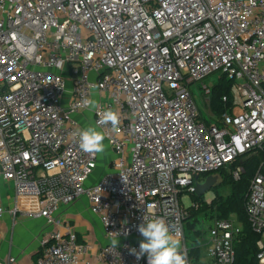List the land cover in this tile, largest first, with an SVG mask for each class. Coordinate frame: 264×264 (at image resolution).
<instances>
[{
    "label": "built area",
    "instance_id": "2783aa9c",
    "mask_svg": "<svg viewBox=\"0 0 264 264\" xmlns=\"http://www.w3.org/2000/svg\"><path fill=\"white\" fill-rule=\"evenodd\" d=\"M214 75L233 81L231 107L219 118L211 107L219 83H206ZM85 98L98 109L85 108ZM108 109L119 115L115 129L98 123ZM90 113L115 156L97 180L100 153L79 147L77 117ZM261 153L264 0H0V197L2 182H12L10 212L45 220L36 264H89L93 255L104 264H148L147 254L131 252L144 239L137 230L144 215L179 234L187 264L200 262L204 247L209 264H236L244 224L236 214L205 219L211 226L204 235L196 227L197 242L187 221L199 205L186 206L184 196L210 175L220 182L222 169L235 166L240 180L248 156L261 160L245 211L264 264ZM82 198L107 243L80 241L59 218ZM5 212L0 204V219Z\"/></svg>",
    "mask_w": 264,
    "mask_h": 264
},
{
    "label": "crops",
    "instance_id": "0c3cea01",
    "mask_svg": "<svg viewBox=\"0 0 264 264\" xmlns=\"http://www.w3.org/2000/svg\"><path fill=\"white\" fill-rule=\"evenodd\" d=\"M105 147L108 154L112 153L107 144ZM102 156L103 154L100 153V158ZM2 183L0 204L6 208V212L0 219V264L7 262L11 256L16 257L18 264H36V255L47 238L48 228L45 226V220L14 215L10 212L15 200L14 186L10 181ZM59 218L72 227L80 241L100 245L107 243L101 221L91 211L86 198L65 207ZM60 228L66 232L64 227ZM89 264L104 263L97 255H93L89 258Z\"/></svg>",
    "mask_w": 264,
    "mask_h": 264
},
{
    "label": "trees",
    "instance_id": "16d2710c",
    "mask_svg": "<svg viewBox=\"0 0 264 264\" xmlns=\"http://www.w3.org/2000/svg\"><path fill=\"white\" fill-rule=\"evenodd\" d=\"M232 88L233 81L230 80H223V82L213 88V93L211 95V107L213 114L216 117H221L222 113L225 112L227 108L231 107L233 99ZM223 95H226L229 98V102L227 104H224L222 101ZM261 154L262 157H264V153ZM260 161L261 160L259 157L248 156L243 161L246 172L241 176L240 180L237 181L234 180L231 175V170L235 166L230 169V173H228L226 169H222L217 172V175H219L220 178V185H230L232 192L228 197L221 196L217 193L210 203L211 207H213V210L209 209L210 206L204 205L206 200L203 195L199 196L196 193L191 194V199L199 205L198 208L191 207V216L187 221L188 234H190L195 239V241H199L197 238L201 236V232H194L197 226H195L190 231L189 225L192 226L195 223V221L192 219L196 217V215L200 217V215L203 214L207 217L205 219H222L229 218L232 214H236L238 219L244 224V232L241 240L236 243V264H257L256 253L257 240L259 239V236L253 232L250 223L248 222L245 211V200L249 191L250 180L256 173ZM41 252L42 248L37 253L36 260L41 255ZM200 254V250H195L193 252V258L197 260Z\"/></svg>",
    "mask_w": 264,
    "mask_h": 264
},
{
    "label": "clouds",
    "instance_id": "9594fccd",
    "mask_svg": "<svg viewBox=\"0 0 264 264\" xmlns=\"http://www.w3.org/2000/svg\"><path fill=\"white\" fill-rule=\"evenodd\" d=\"M85 108L95 111L98 109V101L94 98H85L82 101ZM119 115L111 110H105L100 114V125H111L117 128ZM79 147L86 153H103L105 136L97 126H86L79 133ZM144 222L137 226L138 232L144 238L139 243V252L131 249V252L140 256L147 254L148 264H187L186 253L181 250V240L178 233H173L169 225L162 217H143ZM113 247H118L119 239L111 241Z\"/></svg>",
    "mask_w": 264,
    "mask_h": 264
},
{
    "label": "rangeland",
    "instance_id": "374dc122",
    "mask_svg": "<svg viewBox=\"0 0 264 264\" xmlns=\"http://www.w3.org/2000/svg\"><path fill=\"white\" fill-rule=\"evenodd\" d=\"M222 81H220L219 78H217V76H210L207 78L206 83L209 86H215L218 83L220 84ZM196 98L198 101V104L200 106V109L204 112V115H207V112L205 111V103L203 98L198 94V92H196ZM90 118L88 119V116H81V117H77V120L80 121V123L82 124L83 128H85L86 126H94V124L92 123V114L90 113ZM108 150L106 151V147H105V151L102 153L103 156L101 158V162H99V166L96 168V172L93 176L94 180H97L99 178H101L104 174H106L111 168H113V163H114V159L115 156L112 155V153L108 154ZM114 156V157H113ZM228 173H230V170H227ZM231 186L230 185H219L216 188L211 189L210 191H208L207 193H205L203 196L205 197L206 203L204 204L205 206H210L209 209L213 210V207H211L210 203L212 202V199L216 196V194H220L221 196L224 197H228L231 194ZM184 201H185V205L186 206H190L191 205V196H184ZM208 204V205H207ZM205 218H207L206 216H204L203 214L200 215V217H198L196 215V217H194L192 220L195 221V223L190 226L189 225V229L190 231L195 227L198 226L199 230L202 231V234L204 235L207 231V229L211 226V222L209 220L202 222ZM199 219V220H198ZM188 231V230H187ZM189 236V235H188ZM189 240H191L190 236H189ZM202 242V241H201ZM210 263V258L207 255V250L206 247L203 248V257L201 258L200 262H198L197 264H209Z\"/></svg>",
    "mask_w": 264,
    "mask_h": 264
},
{
    "label": "water",
    "instance_id": "95a60500",
    "mask_svg": "<svg viewBox=\"0 0 264 264\" xmlns=\"http://www.w3.org/2000/svg\"><path fill=\"white\" fill-rule=\"evenodd\" d=\"M221 183L218 181V177L215 175H210L206 178L204 183H198L196 186V194L201 196L210 191L213 188H216Z\"/></svg>",
    "mask_w": 264,
    "mask_h": 264
}]
</instances>
